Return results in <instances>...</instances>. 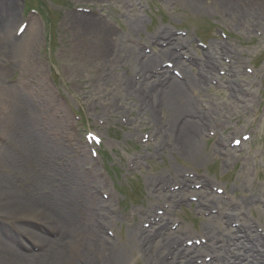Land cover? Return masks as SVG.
<instances>
[{
	"label": "rangeland",
	"instance_id": "374dc122",
	"mask_svg": "<svg viewBox=\"0 0 264 264\" xmlns=\"http://www.w3.org/2000/svg\"><path fill=\"white\" fill-rule=\"evenodd\" d=\"M12 2L15 9L18 12L21 10V12L15 17L11 28L8 29L6 19L0 24V30L6 32V39L2 38L0 49V96L2 94L1 87L9 88L10 91L6 93L15 95L19 105H16V113L10 114V110H6L0 102V135L5 137L6 142L0 143V157L4 158L0 165V175L5 173L7 167L14 170L18 167L22 168V164H27L23 168H26L27 172H33V174H40L43 168L45 170L50 169L52 162H57L59 168H61L62 163L75 168L76 160L79 159L75 149L78 132L70 130L64 121L67 119L59 118V114H65V112L60 106L53 104L51 89L45 79L47 72H51L71 106L78 110L84 119H89L90 123L94 118H101L103 124L97 128V131L105 137V141L112 140L114 143L113 150L102 159L106 175L95 180L96 184L100 186L101 184L107 185L109 187L107 189H112V181V190H116L120 200L124 199V201H121L118 206L117 202L112 199L108 205L109 212H99L103 219L112 224L108 229L114 231V241L111 245L113 247H105L107 250H103L95 259H91L94 264H148L149 258H147L148 256L144 257V255L149 254V246L141 250L137 248L136 242L138 243L137 236L139 235L134 234V232L130 233V230L139 219L137 215L133 217L130 215L129 218V212L145 210L156 203L150 195L148 184L154 183L159 174H164L167 177H170L169 174L173 176L175 173H170L172 168H176V171L193 174V177L194 175L205 176L213 182V186L221 188L231 198L240 201L244 196L248 197L254 191L264 195V157L260 154L257 155L256 159H248L245 170H242V161L233 160L230 163L226 161L228 164H224L222 157L213 158V156H209L211 158L207 163H202V161L197 163L196 160L187 159L186 155L176 151L172 155L168 154L170 152H164L161 156H156L158 154L153 153L151 145H143L139 142L140 135L143 133L150 134L153 127V125H149V115L145 114V111L141 113L144 108L140 105L142 98L130 97L131 91L125 86H121L118 91L112 89L111 85L106 87V82H109L112 74L118 75L124 80L123 82L126 79L135 82L136 72L124 63L123 67L118 63L116 65L114 63L111 68L105 67L103 63L99 66L98 62L87 54L89 50L88 44L85 43L87 39L72 26L73 24L63 23L60 27H55V31L52 30L54 23H56L55 18L58 11L69 6H89L98 9L101 17L93 19L91 17L87 20L100 21L98 23L101 28H111L112 34H108V36L116 35L117 37L111 38L110 42L121 51L126 36H130L139 42L165 30L175 32L178 37H181L185 45L190 46L191 54L195 58L198 57L197 54L199 55L198 50L202 49L199 43L203 49L218 41L227 44L237 62L223 59L221 67H219L222 73L217 74L212 79L224 80L227 65H231L234 71H239L238 63L240 62L245 65L243 68L244 75H241L236 82L230 83L227 88L222 90L217 89L218 85H215V80L212 83L207 81L209 88L204 90L201 95L196 93L194 103L201 113H205V116L211 118L210 120L223 119L229 122L230 126L241 129L242 132L253 133L254 140L250 144H245L242 151L237 150L234 154L237 157L240 154L257 153L256 151L264 149V133L260 132L261 124L264 123V0H188L187 4L184 3L183 5L180 4L179 0H12ZM230 6L238 7V11L247 17L245 20L252 19L248 18L252 15L248 16L251 13L245 9H252L255 20L260 21V26L255 25V23L249 26L251 24L249 21L246 22L250 24L242 22ZM30 7L36 10V13H44L48 17V33L53 31V36L51 35V39H49V46L47 32H44L42 23L36 20L31 25L29 29L31 32L27 37L24 36L19 41L14 40V31L18 26L20 17L24 10ZM243 10L245 11L243 12ZM69 14L71 12L66 14L68 18ZM134 17L138 20L139 28L129 30V23L126 21L132 25L135 22ZM34 34L36 37L30 50H28L24 46L33 38ZM96 40L99 38H93V41ZM101 40L100 43L104 45L105 39L102 37ZM14 53L16 55H13ZM9 63L13 66L2 74V69H5V66L9 67ZM196 70L197 66L191 69L192 72ZM106 75H109L106 82L100 81L105 79L104 76ZM220 75L222 77L219 78ZM10 79H17V82L9 84L7 80ZM226 86L224 85V87ZM149 90L150 85H147L145 91L148 92ZM148 94H144L145 99ZM230 94L234 96L231 105V108H234L229 112L232 117L228 120L227 114H216L218 117L213 115L214 111L216 113L227 112L222 108V105L228 101ZM34 99L40 100L38 102L39 108L42 104L45 107L42 110L30 111L28 105L34 103ZM43 99L48 100V102ZM10 100L12 104H15V100L12 98ZM178 116L179 114L173 115L170 120L172 122H167L172 125L175 124ZM120 118H125L129 124L131 123V126L121 124ZM165 119L167 118L163 111L156 122L161 120L164 123ZM46 120H50V122L48 123ZM36 121L45 125L44 127H48L50 132L55 129L56 125L57 127H65L66 133L68 132L63 135L53 130L54 133L63 137L58 141L61 146L58 149L61 153H56V150L54 152L43 151L41 153L43 159L40 165L32 159L25 158L28 156L26 149H24L23 143L20 144L23 142L21 140L22 135L27 134L26 132L33 128L32 123ZM156 125L160 128L163 126L159 123ZM42 128L37 130L40 132ZM219 137L217 135V138ZM167 141L171 143L168 138ZM201 143V151L209 153L213 147L214 139L205 137ZM13 147H18L19 151L9 154V156L7 153L1 155L2 152L8 149L12 150ZM65 147L69 154H64ZM173 149L175 150V148ZM127 163H129L128 167ZM113 165L116 166V169H109ZM84 166L86 165L77 166L82 175H84L82 170ZM87 169L89 168L87 167ZM66 172L68 173V171ZM74 174L75 170H70L69 175L72 182L79 185V181L73 179ZM9 177H13V180L19 178L13 171ZM21 178L22 175L18 179L20 183ZM24 178L30 182L37 181L27 178V176ZM132 201L133 206H130L128 203ZM195 210L196 203L175 209L174 215L171 216L172 222H177L183 231L191 233L197 231L203 226V223L201 222L202 217L197 216ZM246 218L251 224L264 227V216L255 209L246 210ZM232 243H235V240ZM243 243L249 244V241ZM230 247L232 248V246ZM241 249L244 254H253L255 263L259 261V264H262L264 262V246L258 250L250 249L248 246ZM110 252L115 253L116 258L110 254L107 256L109 261H104L107 258L105 255ZM81 258L85 259L82 256ZM249 261L252 263L253 260L249 259Z\"/></svg>",
	"mask_w": 264,
	"mask_h": 264
},
{
	"label": "bare ground",
	"instance_id": "6f19581e",
	"mask_svg": "<svg viewBox=\"0 0 264 264\" xmlns=\"http://www.w3.org/2000/svg\"><path fill=\"white\" fill-rule=\"evenodd\" d=\"M179 2L181 5H183L184 3L187 4L186 2H188V0H179ZM230 8L235 11L237 18L242 20V22L249 21L251 24L246 22L247 24H250L249 26H252V23L260 26V21L255 20V16L252 14V9H245L251 13L248 16L252 15L251 17H248L252 19L245 20L247 17L244 16V13L238 11V7L230 6ZM245 10H243V12ZM20 12L21 10L18 12L15 9V5H13L12 0H0V24L6 19L8 22V29L12 27L15 17L19 15ZM134 19L135 22L132 23V25H130L129 21H126L129 23V30L139 28V23H137L138 20H136V17H134ZM72 23V26L78 30V32L84 35L85 39H87L85 41L89 48L87 54L96 62H98L99 66L101 63H103L105 67L111 68L113 67L114 63L115 65L118 63L121 67H123L124 63V65L128 64L130 69L132 68L136 72V76L141 79L140 83L134 81L130 82L129 79H126L125 82H123L124 80L119 78L118 75L112 74V76L109 78V82H106V87L111 85L112 89L118 91L121 86H125L131 91L130 97H141L143 100L140 99V105L145 108L142 109L141 113L145 111V114L147 113L149 115L148 119L150 123L156 122L158 116L162 114L163 111L167 118L165 120L169 121L170 123L172 122L170 120L172 119L171 117L173 115H185L182 124L178 128V132L175 134L173 133L174 129L171 130L172 124L168 129V137L171 140L172 146L175 147V150L165 144V142H163L161 145L159 141L156 142L157 150H171V153L175 151H183L185 153L184 155L187 156V159L196 160L197 163L200 161H202V163H207L211 158L209 156H213L214 158L215 155L221 150L226 151L223 154L225 158L233 157L234 150L228 148L227 145L217 147L220 148L217 149V151L213 148L209 153L201 151V139L204 137L207 127L204 126L205 119L200 115V112L194 103L196 100V93L201 95L204 90L209 88L206 82L207 80H210V75H216V70L220 65V62L217 61V55L226 53V56L232 58L230 55L231 51L225 43H212L211 50L206 52L204 51L202 53L205 54L206 60L203 61V64H198L200 69H198L197 74H194L190 71L192 62L184 61L182 59L183 55H188L186 53L187 50H183L185 48L183 39L179 37H173L166 31L163 32V36L168 37L167 40H165L166 46L164 49L157 48L156 45H154V43L160 44L161 42L158 41V35L156 34L144 40H150L152 45L149 46L154 48L150 55H145L143 53L142 46H140L141 44H136L135 47L123 46L122 51L118 50L117 46L111 44L110 42L111 38H116L117 36L109 35V37L108 34H112L111 28H101L99 26L100 22L98 23L94 22L93 20L80 18L78 20L75 19V22L73 20ZM30 32L31 30L26 32L25 37H27ZM5 33L6 32H2L0 30V49L2 45V38H5L6 35ZM35 37L36 35L34 34L33 38L30 39L24 47L30 50ZM102 37L105 39L104 45L100 43L102 42ZM93 38H99V40L93 41ZM216 47H219L220 50L216 49ZM174 48L178 49L179 51H174ZM13 55H16V53ZM222 56L223 55H219L218 59L220 60ZM164 58L174 63L176 68L180 71L182 76L181 80L170 76L165 69L162 70L160 64ZM12 66L13 64L10 63L9 67L5 66V69H2V74L10 70V67ZM127 69L129 70V68ZM231 79L233 82L236 80L235 77H232ZM145 84L150 85V90L148 92L145 91ZM1 91L2 94L0 96V102L5 106L6 110H10V112L8 111L10 114H12V112L14 113L15 109L17 108L16 105H19V102H16L17 99L15 95H9L6 93L10 91L9 88L1 87ZM146 92L149 94L145 99L144 94H147ZM229 97L231 100L228 98V103L224 102L222 105V108L227 112L220 111L216 113L214 111L213 115L218 117L216 114H227L228 120L232 117L229 112L234 108H231L233 101L232 99L234 96L233 94H230ZM11 98L12 100H15V104H12L10 100ZM34 101V103H30L28 105L30 111L33 112L37 109L42 110L45 107L44 104H42V106L39 108L40 104L38 102L40 100L34 99ZM45 102H48V100H45ZM45 102L43 101V103ZM54 104L56 105V103ZM2 111H4V109H2ZM202 115L204 116V114ZM46 122L49 123L50 120H46ZM32 124L33 128L30 129V131H27V134L23 135L21 140L23 141L24 147L27 150L26 153H28V158H31L40 165L43 159L41 154L43 151L47 152L49 150L50 152H54L56 150V153H61V151L58 149L59 146L57 147V145L54 143L56 134L53 130H57L58 133L62 132L60 127L52 129V132H50L48 127H44L45 125L40 124L37 121L33 122ZM39 128H42L40 132L37 130ZM217 128L218 127H216V129ZM225 129L230 130L229 127H223L221 131ZM12 146H14V144H12ZM9 150L10 149L2 152L1 155H3V153H7V156H9V154L19 151V148L13 147L12 150ZM3 160L4 158L1 156L0 165L2 164ZM12 171L14 172L15 169L11 170L9 167H7V169H5V173L0 175V230H6L10 227L9 225L5 226V222H12L17 219H29L30 217L36 215L41 220L46 221L51 225L55 224V228L60 230V232L56 239L49 240L47 238L42 239L39 234H34L27 228H24V226L16 227L14 230L19 231L20 234L25 232V235H30L31 237H34L33 239L39 240V242L37 241L38 243H36L33 248L19 246L20 242L17 244H11L1 238L3 235L0 234V264H94L91 259H95L97 255L102 253L103 250H107L105 247H107L109 245L108 243L111 242L105 238L103 232L101 231L103 228L102 223L96 218H93V213L98 207L96 203L101 202V199L97 196L98 192L94 191L93 193H88V198H85L84 193H81L74 187L68 185V182L65 180L63 175L64 172L60 173L58 181L49 184L51 181V177L49 176L54 172V167H52L51 164L50 169L45 170V168H43L40 174H33V172L30 171L27 172L23 169H17L16 174L22 175L21 179H23V182L26 183L25 186L20 185V180L15 182L13 177H9ZM172 171L174 172L175 168H172ZM20 175L18 177H20ZM25 176L37 181L28 184L27 179L24 178ZM158 178V183L154 193H157L158 191L160 192L156 198L159 199L161 198L160 196L165 197V203H167L168 206L182 205V202L187 200L189 196L187 191V186L190 185L189 180L182 179L180 181L181 189L178 192H171L169 190V183L171 179L165 177L164 174H159ZM206 184V181H202L203 187H205ZM71 192L75 194V196ZM198 193L201 196L204 194L202 191H199ZM203 202L201 201L202 205L199 206L200 209H206V207L210 206H213V208H221L219 210L218 216H209L206 218L205 224L202 226L204 228L198 231V235L203 236L206 239L205 245L207 246L203 247L202 249H197L196 252H209L213 257L214 263L219 259L217 248L220 246L217 245L216 247H213V232L215 231L214 225H219L222 215H227L224 223L227 226H229L227 223L232 219L229 215H240L239 213H245L247 209H255L260 215L264 216L263 207H254V204L257 206H263L264 200L262 199L261 194L255 195V197L252 199H248L247 196H244L240 205H237V207L234 209H226L224 214H222V208L227 207L228 205L227 203L221 201L220 197L217 198L216 196H209L207 199H204ZM79 207L86 208V213L83 214L80 211L79 214ZM164 211L165 214L169 213L166 208H164ZM148 213V216H144L148 217V219L152 218L153 210H149ZM89 215L91 217L90 220ZM165 217L166 215L160 218L158 222H154V225L152 226V228H161V232L155 234L151 230H143L138 228V230L142 233L140 234L148 237L147 240L151 238V235L152 237L157 235L161 237L163 235L166 236V238L172 235L173 233L170 230L164 228L169 227L170 224V220ZM51 231L53 230L51 229ZM228 233H233V230H228ZM250 236L254 239L255 247H257V245H262L263 241L259 235L250 233ZM18 237L21 238L22 241L24 236H16L17 239H19ZM220 239V243L222 245L218 250L225 248L222 236H220ZM34 249H36L35 253L32 251ZM185 253L186 250H181L178 248L174 255L182 258L180 261L181 264H194L193 259L190 257H184ZM110 254H112L111 256L113 258H116L115 253ZM110 254H106L105 256L107 257ZM81 256L85 259H82ZM107 261H109V257ZM162 264L169 263L164 261Z\"/></svg>",
	"mask_w": 264,
	"mask_h": 264
}]
</instances>
